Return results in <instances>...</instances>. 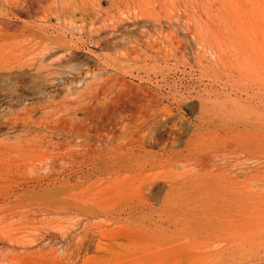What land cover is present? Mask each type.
Wrapping results in <instances>:
<instances>
[{"label":"rangeland","instance_id":"obj_1","mask_svg":"<svg viewBox=\"0 0 264 264\" xmlns=\"http://www.w3.org/2000/svg\"><path fill=\"white\" fill-rule=\"evenodd\" d=\"M226 2L119 69L0 56V264H253L231 242L264 215V0Z\"/></svg>","mask_w":264,"mask_h":264},{"label":"bare ground","instance_id":"obj_2","mask_svg":"<svg viewBox=\"0 0 264 264\" xmlns=\"http://www.w3.org/2000/svg\"><path fill=\"white\" fill-rule=\"evenodd\" d=\"M226 1L0 0V56L8 57L19 71L27 69L34 70L37 75H51L75 69L71 62L76 50L92 46L115 50L117 55L112 57H102L92 51L91 55L104 58L107 60L104 62H111L119 69L133 54L151 57L158 53L154 52L156 47L161 46L168 54L172 42L167 27L173 28L174 20L191 29L189 21L193 16L197 23L205 26V20L221 17L219 13L227 6ZM152 31L161 34L163 41L153 40ZM198 33L203 35L200 31ZM214 50L220 57L228 51L225 44H219ZM261 128L264 132V122ZM246 200L239 194L235 203ZM231 243H236L235 257L248 254L253 264H264V215H252L250 230L241 233Z\"/></svg>","mask_w":264,"mask_h":264}]
</instances>
